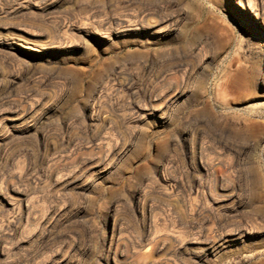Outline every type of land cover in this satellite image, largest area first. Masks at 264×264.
Listing matches in <instances>:
<instances>
[{
	"label": "rangeland",
	"instance_id": "rangeland-1",
	"mask_svg": "<svg viewBox=\"0 0 264 264\" xmlns=\"http://www.w3.org/2000/svg\"><path fill=\"white\" fill-rule=\"evenodd\" d=\"M0 264H264V0H0Z\"/></svg>",
	"mask_w": 264,
	"mask_h": 264
},
{
	"label": "bare ground",
	"instance_id": "bare-ground-1",
	"mask_svg": "<svg viewBox=\"0 0 264 264\" xmlns=\"http://www.w3.org/2000/svg\"><path fill=\"white\" fill-rule=\"evenodd\" d=\"M258 76H259V79L261 80L263 78V72L262 71H259ZM238 239H239V237L235 233H230V234H226V235H223V236L219 237V240H222V243L228 244V245L237 244Z\"/></svg>",
	"mask_w": 264,
	"mask_h": 264
}]
</instances>
